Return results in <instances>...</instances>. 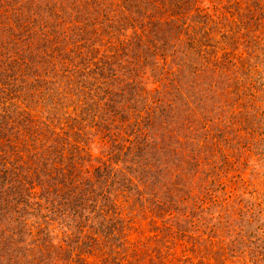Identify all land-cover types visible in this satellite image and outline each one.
<instances>
[{"label":"rangeland","instance_id":"1","mask_svg":"<svg viewBox=\"0 0 264 264\" xmlns=\"http://www.w3.org/2000/svg\"><path fill=\"white\" fill-rule=\"evenodd\" d=\"M9 1L0 0V15H9ZM17 6L25 17L35 10L36 56L41 48L50 55L45 79L61 89L94 71L90 62L72 64L78 53L71 27L79 18L134 34L130 42L156 54V66L148 58L143 71L137 68L154 84L141 92L156 105L164 101L160 90L174 84L195 135L164 145L161 136L174 130L162 123L164 115L171 123L168 109L154 131L137 116L115 117L114 97L128 93L124 82L79 90L81 104L55 100L49 107L59 121L36 144H22L28 132L39 136L35 125L0 123V165L15 166L9 178L0 176V264H264V0H20ZM14 26L2 36L20 46L25 28ZM100 34L93 31L91 40ZM97 45L106 59L121 48L120 40ZM142 53L138 46L124 66ZM179 71L187 75L179 79ZM101 96L99 117L83 104ZM142 140L155 148L141 149ZM20 146L42 154L43 162L51 155V164L35 169L36 158L27 154L20 164Z\"/></svg>","mask_w":264,"mask_h":264},{"label":"trees","instance_id":"2","mask_svg":"<svg viewBox=\"0 0 264 264\" xmlns=\"http://www.w3.org/2000/svg\"><path fill=\"white\" fill-rule=\"evenodd\" d=\"M19 1L20 0H10L8 4L11 8L9 6L6 7L9 15H7V17H5V15H0V51H2V56L4 57V59L0 58V83L2 87V89H0V123L3 126H11V128L13 126L20 125V123L24 124L26 127L32 128L33 126L31 124H33L35 125V127L41 130H36L37 133L35 134L39 136L28 137L27 135L30 134L28 132L29 134L27 133L23 138V140L26 138V140H24V143H22L23 145L31 142L36 144V141H38L39 139L42 141V130L46 128V126L49 127L50 124L59 121L58 119H56V117H59L60 115L59 111H54V107H52V109L49 107L51 104L53 105V102H55V100L62 104H65L66 101L70 99L69 97H71L79 101L77 102L78 104H81V102L83 101L80 99V94L77 93L79 90H82L83 93L86 92L84 91V89H93V86L99 89V86H102L103 84L107 86L108 89H111V86L113 88L114 86L117 87L120 82H124V85L128 89V93L127 95L118 94L114 97V100L111 99L113 101H116V107L113 108L115 117L119 116V118L128 120L131 119L133 115L137 116V118L142 120L145 127L154 131L156 130L155 128H157V122L155 125L156 119L161 117L165 110L168 109L166 114L171 119V123L166 115L163 116L162 119H165V121L162 123L164 125L171 124L174 130L172 131V129L167 128L166 135H164L163 133L164 136H161V141H163L164 145H168V142L170 144L171 139H174L176 136L180 137L183 134L188 135L191 134V132H193L195 135V132L193 130V118H191L188 113H186L188 114V116L184 113L183 105L186 103L185 99L182 93L177 94L175 92L174 84L166 83V85L160 90V92L164 96V101H158V104L156 105H154V103L152 104L150 98H148L141 92L143 88L151 89L152 83H148L150 80L149 75L142 76L139 71H143L144 66L148 64L146 59H152L154 56H156V54L155 52L151 51L147 45L145 46L144 44L139 42H137L136 44L130 42L129 39L131 40V37L132 35L134 36V34H130L127 29L124 30V28H119V26L114 27V25L101 23L96 26V24L92 20H90L91 17L88 21H85L84 18H79V23L73 24V26L71 27L70 43L76 47L75 49H73V51L76 50L78 53L77 59H74L75 63L73 62L72 64L73 67L77 69V67H79L80 65L82 66V64L86 62H90L92 68H94V71L90 76H87V78L84 75L81 76L82 80L80 79L78 81V77L75 78L74 81L71 80L69 82L70 85L68 87H65L69 89H61L58 85H52V82L45 79L44 72L45 70H48L50 68L48 64L50 55L46 59L44 56V50H42L41 48V57L36 56L37 51L34 46L35 43L32 33L34 28L33 18L36 15L35 10H32L30 12V15L25 17L23 12L20 10V5V7L17 6V8H15ZM92 2L94 3V1ZM150 3L152 4V2ZM260 19H262V15ZM18 21L20 24H23L25 28L23 29L24 31L21 30V33H19L21 35H18V38L20 39L19 41L21 43L20 46L17 45L18 41L14 43V39L10 38L9 40H6L2 36V34H5L8 31V29L13 31L15 29L14 23L16 25ZM88 22H92V24L90 25L88 24ZM98 22H100V20ZM27 26H29V28ZM93 31L95 34H99V32H101L97 40H91ZM111 34H114L113 36H115L112 39L109 38ZM129 34L131 36L130 38ZM28 37H30V41L32 43L27 42L26 44H24V46L27 47H23L24 49L29 51V55L27 56L24 55L25 53L22 45L28 39ZM100 39H104V41L109 43L114 40H120L121 48L115 57L114 55H111L109 59H106V56L100 54L101 52L97 45V41L100 42ZM160 39H162L161 35L159 36L158 40ZM66 43L69 45V41H66ZM138 46L144 49V53H142L143 55L141 57L138 56V54L140 53L136 54V63H130V65L132 66H129V68L127 69L124 64L128 63V61L125 60L129 58L131 59V54H133V51ZM16 47H20L19 50L16 49ZM76 60H81V62L78 64ZM135 65H138V67H136ZM41 66H44L46 68L43 70L41 69ZM151 66H156V64L154 65V58L151 61ZM186 67L190 71V65H187ZM137 68H139L140 70H138ZM36 70L39 76L36 75ZM46 74H49V72L47 71ZM177 75L179 79H182L187 74L179 71ZM92 79V83L94 82L93 84H91ZM172 82L174 83L175 81L172 80ZM149 93L151 96L152 92ZM101 100H106L105 96H101L100 98H98V100H96V98L95 100L92 99L91 104L88 100L87 105L85 106L83 104V107L89 108L91 112L94 111V113L97 115V107L100 105ZM88 104H90V106H88ZM110 105L111 104L109 103L108 106ZM102 106H105L104 102H102ZM110 107L112 108V106ZM39 112L41 115H39ZM46 112L48 113V115L43 118L42 116ZM106 113L107 118L108 116H110L111 111H108ZM101 115L102 114H98L99 117H101ZM86 116L87 115H85V117ZM104 118L105 116L102 119ZM197 125L199 124L196 123L195 127ZM31 134L33 135V132ZM2 139L3 138H1L0 141ZM141 143V149L147 150L148 148H155L154 146L150 147L151 145L146 144L145 140H142ZM164 145L163 148L165 147ZM3 147L5 148L4 145ZM167 150L169 149L167 148L164 151ZM16 151L18 152L17 161L20 164L21 157L25 158V160L29 158L32 162H34L32 158H36V163H34L37 166L35 169L40 168L43 165L48 168V166L51 164V155L47 156L43 162V158H41L42 154L38 155L40 158H38L35 153L33 155H30L29 148H23L20 146ZM152 151H154V149L150 152ZM56 153L57 155H60L59 151H57ZM25 154H27V158ZM11 167L15 168L12 163H8L7 161L3 160L0 165V176L9 178L10 176L8 172L11 171H9L8 169ZM15 178H17V176H15ZM52 195L55 196L54 194ZM70 199L74 200V198L68 197L66 201L68 202ZM74 201H76V198ZM73 207L74 203L72 205V208Z\"/></svg>","mask_w":264,"mask_h":264}]
</instances>
